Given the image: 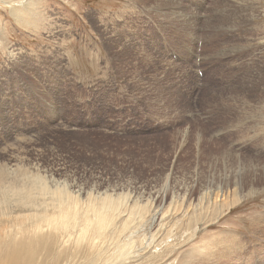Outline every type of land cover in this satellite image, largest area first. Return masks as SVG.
<instances>
[{
	"label": "rangeland",
	"instance_id": "obj_1",
	"mask_svg": "<svg viewBox=\"0 0 264 264\" xmlns=\"http://www.w3.org/2000/svg\"><path fill=\"white\" fill-rule=\"evenodd\" d=\"M263 117L264 0H0V166L68 206L73 243L46 264L261 260Z\"/></svg>",
	"mask_w": 264,
	"mask_h": 264
},
{
	"label": "bare ground",
	"instance_id": "obj_2",
	"mask_svg": "<svg viewBox=\"0 0 264 264\" xmlns=\"http://www.w3.org/2000/svg\"><path fill=\"white\" fill-rule=\"evenodd\" d=\"M31 23L38 24L36 19L29 18L26 24ZM263 120L264 117L262 123ZM263 124L261 126H264ZM236 150L238 149L232 152L225 151L224 156L233 155L240 169L243 166L241 153ZM245 162L248 163V160ZM5 175L6 180L3 179ZM10 175L16 176L18 180L12 179L13 176L10 179ZM46 178L47 176L41 174L37 168L24 166L18 161H13L9 166H0V264H46L54 259L58 249L73 243L72 235L66 233L71 229L67 225L69 218L62 215L63 211L68 210L65 195L59 189L58 181ZM238 189L236 183L225 186L222 191L223 197L228 198L230 195L235 197ZM241 196L249 198L253 193L248 189L243 191ZM110 206H117L121 211H126L132 208L133 201L130 207H125L123 202H115ZM93 215L92 220H84V226L85 229L93 228L92 238L88 240L95 245L98 240L110 237L107 235L112 226L104 224L103 214L94 212ZM259 223L264 224V216L260 218ZM228 234L232 236V233ZM257 235L258 232L255 231V236ZM234 236L236 239L240 237L237 233ZM124 246H128V243ZM226 246L230 250L229 246ZM243 246L241 244L239 248L243 250ZM263 258L259 260L253 256L245 264H264Z\"/></svg>",
	"mask_w": 264,
	"mask_h": 264
}]
</instances>
